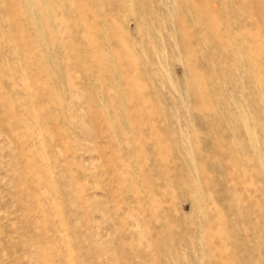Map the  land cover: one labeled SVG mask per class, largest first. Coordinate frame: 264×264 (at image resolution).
I'll return each mask as SVG.
<instances>
[{"label": "rangeland", "instance_id": "obj_1", "mask_svg": "<svg viewBox=\"0 0 264 264\" xmlns=\"http://www.w3.org/2000/svg\"><path fill=\"white\" fill-rule=\"evenodd\" d=\"M0 264H264V0H0Z\"/></svg>", "mask_w": 264, "mask_h": 264}]
</instances>
